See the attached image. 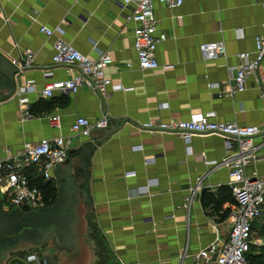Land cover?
Wrapping results in <instances>:
<instances>
[{
  "label": "crops",
  "instance_id": "obj_1",
  "mask_svg": "<svg viewBox=\"0 0 264 264\" xmlns=\"http://www.w3.org/2000/svg\"><path fill=\"white\" fill-rule=\"evenodd\" d=\"M261 1L185 0L173 9L155 1L157 31L167 38L157 46L159 67L141 70L133 48L135 23L127 19L134 9L131 4L0 0V52L12 61L26 49L34 52L33 65L20 68L17 93L0 101L1 155L7 158L25 144L64 136L71 139V157V151L100 141L90 159L89 189L93 222L111 254L109 263L121 259L125 264H198L199 250L227 241L236 201L228 185L229 167L221 164L225 137L198 133L187 144L172 131L142 124L213 111L217 120L264 126V60L247 78L244 91L229 93L233 71L241 63L238 53L253 51L254 38L262 31ZM41 25L62 28V38L93 59L108 53L113 61L108 76L126 89L109 87L101 96L82 87L73 94L42 96L39 90L46 84L69 79L76 70L52 63L60 34L48 37ZM209 41H223L224 52L204 61L200 45ZM31 83L38 91L22 93ZM23 96L31 113L26 119L19 102ZM53 115L60 117V128L51 126ZM102 115L110 121L107 130H93L90 138L72 133L77 117L94 121ZM253 142L255 158L246 164L245 173L264 179V130ZM27 171L35 181L47 183L38 164ZM54 176L50 182L57 187L55 171ZM260 208L252 227L264 230V202ZM15 255L8 264H26ZM94 256L96 264L95 248Z\"/></svg>",
  "mask_w": 264,
  "mask_h": 264
},
{
  "label": "built area",
  "instance_id": "obj_2",
  "mask_svg": "<svg viewBox=\"0 0 264 264\" xmlns=\"http://www.w3.org/2000/svg\"><path fill=\"white\" fill-rule=\"evenodd\" d=\"M122 5H133L134 9L128 20L135 23L133 48L136 53V64L141 70H153L159 67L156 56L157 46L166 40L164 32L157 31V18L154 12V2L165 4L170 9L183 5L185 0H119ZM264 14V0L260 2ZM40 31L48 37L56 32L60 36L54 42L52 63L70 67L76 74L69 79L57 80L44 86L39 93L44 97H52L55 92L73 94L80 88L86 87L101 96H106L109 87L113 90H125L120 83H113L108 76L107 69L112 64V57L108 53H101L96 59L82 53L72 44L62 38L65 31L58 27L51 29L41 25ZM254 50L238 53L241 63L232 75L233 84L230 94L246 89V80L256 73L264 60V23L261 33L254 38ZM200 52L204 61L217 59L224 52L223 41H209L200 45ZM34 52L26 49L17 61H13L20 68L33 65ZM131 67V63H127ZM38 91L35 84H28L22 93ZM260 96L264 99V93ZM22 105V119L31 116L28 110V99L19 98ZM215 112L195 115L189 119L159 121L151 119L142 124L150 130H168L179 135L187 144L194 134L218 133L225 137L226 155L221 164L229 167L228 185L235 198V206L230 215L229 237L223 244L211 243L198 251L195 259L198 264H248L246 255L252 245V223L261 216V205L264 202V179L246 175V164L255 158L253 139L262 133L263 125H241L234 121L217 120ZM51 126L60 128L58 115L50 117ZM110 121L106 115L91 121L79 116L71 126L76 136L90 138L93 130L105 131ZM188 150L189 149V146ZM71 139L64 136L42 138L37 144H25L24 147L7 158L0 152V205L4 210L13 208L30 211L48 206V199L43 190L35 183V179L27 169L31 165L40 166L41 176L45 181L55 178L56 167L69 157ZM16 258L26 264H57L51 261L46 251L27 250L22 255L16 253ZM116 264H125L116 259Z\"/></svg>",
  "mask_w": 264,
  "mask_h": 264
},
{
  "label": "water",
  "instance_id": "obj_3",
  "mask_svg": "<svg viewBox=\"0 0 264 264\" xmlns=\"http://www.w3.org/2000/svg\"><path fill=\"white\" fill-rule=\"evenodd\" d=\"M20 73V67L0 52V101L17 93ZM99 144L82 145L56 167L53 204L30 211L4 210L0 205V264H8L19 251L41 246H46V255L56 257L57 264H93L89 176L91 155Z\"/></svg>",
  "mask_w": 264,
  "mask_h": 264
},
{
  "label": "trees",
  "instance_id": "obj_4",
  "mask_svg": "<svg viewBox=\"0 0 264 264\" xmlns=\"http://www.w3.org/2000/svg\"><path fill=\"white\" fill-rule=\"evenodd\" d=\"M37 185L43 190L46 198L48 199V204L51 205L55 202L56 197H57V187L51 184L50 181H47V183H41L38 181H35ZM230 192V191H229ZM227 200H231L234 202V199H230V197H226ZM205 205H207V202H204ZM229 214L228 211L225 212L223 215L224 217ZM89 226L91 228V236L95 245V254L97 256L96 259V264H114V263H109L111 254L109 250L107 249L105 242L103 240V237L101 236L99 229L97 228L96 224L93 222V219L89 221ZM258 226L256 227L255 225L252 227V230L254 231ZM254 247L253 243L251 245V248L249 252H247L246 259L248 264H264V244L259 246L258 251H253L252 248ZM25 251H19L17 254L20 252H26ZM114 262V261H113Z\"/></svg>",
  "mask_w": 264,
  "mask_h": 264
},
{
  "label": "rangeland",
  "instance_id": "obj_5",
  "mask_svg": "<svg viewBox=\"0 0 264 264\" xmlns=\"http://www.w3.org/2000/svg\"><path fill=\"white\" fill-rule=\"evenodd\" d=\"M257 227V226H256ZM252 243L254 245V247L252 248L253 251H258L259 246L264 244V230L261 228H256L253 232V239H252ZM30 251H46V246H41L38 248H30Z\"/></svg>",
  "mask_w": 264,
  "mask_h": 264
},
{
  "label": "flooded vegetation",
  "instance_id": "obj_6",
  "mask_svg": "<svg viewBox=\"0 0 264 264\" xmlns=\"http://www.w3.org/2000/svg\"><path fill=\"white\" fill-rule=\"evenodd\" d=\"M2 208V207H1Z\"/></svg>",
  "mask_w": 264,
  "mask_h": 264
}]
</instances>
